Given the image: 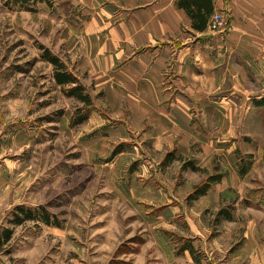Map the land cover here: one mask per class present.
<instances>
[{
	"label": "crops",
	"instance_id": "obj_1",
	"mask_svg": "<svg viewBox=\"0 0 264 264\" xmlns=\"http://www.w3.org/2000/svg\"><path fill=\"white\" fill-rule=\"evenodd\" d=\"M180 1L0 4L13 6L19 34L49 22L45 47L91 96V104L79 100L83 122L74 123L75 111L64 117L81 130L78 161L103 169L106 190L135 210L142 228L132 241L143 242L152 229L170 250L168 235L188 241L180 248L190 264L199 249L204 264H264V173H242L237 155L250 140L246 133L253 142L264 130V0H211L204 29ZM217 11L227 28L209 25ZM0 130L4 152L2 124ZM217 160L225 173L212 172ZM215 174L222 177L206 193L190 197Z\"/></svg>",
	"mask_w": 264,
	"mask_h": 264
},
{
	"label": "rangeland",
	"instance_id": "obj_2",
	"mask_svg": "<svg viewBox=\"0 0 264 264\" xmlns=\"http://www.w3.org/2000/svg\"><path fill=\"white\" fill-rule=\"evenodd\" d=\"M13 10L0 4V127L6 144L0 152L1 239L12 230L11 239L0 244V264H134V259L139 264H190L181 249L189 242L178 235H168L173 250L152 229L143 242L132 241L142 228L135 210L106 190L103 169L77 159L81 130L72 122L67 127L73 120L64 112L75 111L77 119L80 101L54 82L55 66L43 56L49 22L40 18L35 34L22 35L15 29ZM51 36L50 43L56 42ZM253 134L252 142L246 133L250 140L237 153L243 157L242 173H264V130ZM27 138L31 143L24 146ZM213 166V173H225L220 161ZM43 212L51 215L50 224L42 220ZM17 216L24 220L15 223ZM192 257L195 264H204L205 252L199 249Z\"/></svg>",
	"mask_w": 264,
	"mask_h": 264
},
{
	"label": "trees",
	"instance_id": "obj_3",
	"mask_svg": "<svg viewBox=\"0 0 264 264\" xmlns=\"http://www.w3.org/2000/svg\"><path fill=\"white\" fill-rule=\"evenodd\" d=\"M27 2V0H22ZM37 1V0H36ZM50 2V0H48ZM180 5L184 7L190 16L193 19L194 26H196L198 29H204L208 25V20L210 14L213 12V6L211 0H181ZM43 49V56L51 62L55 66L54 71V78L58 84L63 85H69V88L66 89V94L71 97H75L78 100L84 102V104H91L92 98L91 96L86 92L85 86L80 82L77 76H75L71 71L68 70L66 65L60 61V59L55 56L48 48L42 46ZM87 117V114H84L78 119L74 121V123H80L83 122ZM122 149V145H119L114 150V154L119 152V150ZM222 177V174H215L208 177L207 181L203 184L196 187L195 191L190 195L192 198H197L200 195L206 193V191L210 188L211 184L220 180ZM21 212H24L27 217L32 218L34 215L32 211L24 210L23 207H18ZM224 209L220 210L219 213H223ZM43 218L42 220L50 224L51 221V215L49 213L43 212ZM24 220V218H21L17 216L15 218V223H20ZM55 223V221H53ZM12 237V230L7 229L5 230V233L3 235V240L0 237V244L3 242H8Z\"/></svg>",
	"mask_w": 264,
	"mask_h": 264
},
{
	"label": "built area",
	"instance_id": "obj_4",
	"mask_svg": "<svg viewBox=\"0 0 264 264\" xmlns=\"http://www.w3.org/2000/svg\"><path fill=\"white\" fill-rule=\"evenodd\" d=\"M209 25H211V27H213L214 29H225L228 27V18L224 14V12L217 11L212 15Z\"/></svg>",
	"mask_w": 264,
	"mask_h": 264
}]
</instances>
